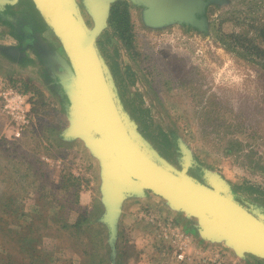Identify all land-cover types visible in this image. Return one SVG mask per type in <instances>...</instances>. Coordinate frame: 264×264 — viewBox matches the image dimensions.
Listing matches in <instances>:
<instances>
[{"label": "rangeland", "instance_id": "1", "mask_svg": "<svg viewBox=\"0 0 264 264\" xmlns=\"http://www.w3.org/2000/svg\"><path fill=\"white\" fill-rule=\"evenodd\" d=\"M118 1L96 43L132 135L264 221V0L190 1L187 19L123 0L130 39L111 21ZM68 2L93 32L97 0ZM42 20L35 0L0 3V87L25 91L33 114L15 137L0 99V264H264V248L153 186L113 208L115 157L79 120L98 124L83 72Z\"/></svg>", "mask_w": 264, "mask_h": 264}, {"label": "water", "instance_id": "2", "mask_svg": "<svg viewBox=\"0 0 264 264\" xmlns=\"http://www.w3.org/2000/svg\"><path fill=\"white\" fill-rule=\"evenodd\" d=\"M7 1L11 0H0V3ZM148 1L153 6L151 17L154 19H163L167 16L169 13L166 8L172 9L169 12H179L187 19L191 16V10H188L190 1L196 3L199 0ZM35 2L46 23L76 57L83 72L84 88L98 124L96 125L90 117H81V109L78 113L79 120L86 119L85 124L90 130H97L103 134L104 137L97 142L99 148L96 154L104 160L106 154L103 156L101 153L103 147V151L109 148L115 157L114 164L103 165L106 189H113V192L117 190L110 196L113 208L119 207L122 199L129 194H143L146 187L144 185L147 184L175 196L181 204L197 207L222 220L247 240L264 248L263 220L220 189L206 186L162 165L145 151L132 135L109 83L106 67L96 43L97 36L109 15V0H97L98 24L93 32L89 31L68 0ZM81 92L83 95V88ZM80 97L77 96V99ZM86 134L93 136L88 129ZM87 143L89 144V141Z\"/></svg>", "mask_w": 264, "mask_h": 264}, {"label": "built area", "instance_id": "3", "mask_svg": "<svg viewBox=\"0 0 264 264\" xmlns=\"http://www.w3.org/2000/svg\"><path fill=\"white\" fill-rule=\"evenodd\" d=\"M0 99L3 113L10 119L15 137H21L25 130L32 125L31 98L24 92L13 86L0 87ZM185 254L181 252L179 258Z\"/></svg>", "mask_w": 264, "mask_h": 264}, {"label": "trees", "instance_id": "4", "mask_svg": "<svg viewBox=\"0 0 264 264\" xmlns=\"http://www.w3.org/2000/svg\"><path fill=\"white\" fill-rule=\"evenodd\" d=\"M112 23H114L116 26L119 27L121 32V36L124 39H130L131 36V29H130V11H129V7L126 1H118L116 4H114L113 9H112ZM43 21V20H42ZM44 26L47 27V24L45 21H43ZM264 36V32H262V34ZM262 36V38L264 39V37ZM25 92V91H24ZM146 111L145 108L141 107L140 111ZM143 122L145 123H149L147 118H143Z\"/></svg>", "mask_w": 264, "mask_h": 264}, {"label": "crops", "instance_id": "5", "mask_svg": "<svg viewBox=\"0 0 264 264\" xmlns=\"http://www.w3.org/2000/svg\"><path fill=\"white\" fill-rule=\"evenodd\" d=\"M9 121H10V119H9ZM136 197H138V195H137L136 193H134L133 195L129 194V195L126 197V199H127V200H128V199L134 200ZM128 201H129V200H128Z\"/></svg>", "mask_w": 264, "mask_h": 264}, {"label": "bare ground", "instance_id": "6", "mask_svg": "<svg viewBox=\"0 0 264 264\" xmlns=\"http://www.w3.org/2000/svg\"><path fill=\"white\" fill-rule=\"evenodd\" d=\"M164 238V237H163Z\"/></svg>", "mask_w": 264, "mask_h": 264}]
</instances>
